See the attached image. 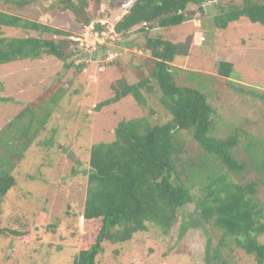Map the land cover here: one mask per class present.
Listing matches in <instances>:
<instances>
[{
  "label": "trees",
  "instance_id": "16d2710c",
  "mask_svg": "<svg viewBox=\"0 0 264 264\" xmlns=\"http://www.w3.org/2000/svg\"><path fill=\"white\" fill-rule=\"evenodd\" d=\"M57 1L73 13L80 25L92 23L88 0ZM214 1L135 0L113 24L112 33L122 36L125 45H133L148 55L137 67L144 66L148 74H139L134 83L123 77L114 79L109 84L110 96L93 109L99 111L126 97L145 106V94L157 89L158 101L169 119L163 123H152L145 116L121 119L113 129L112 140L88 148L87 167L82 170L86 180L81 212L88 231L76 243L73 264H96L103 244L125 243L149 226L167 233L179 210L189 203H194L198 216L181 225L180 233L191 225H200L219 234L213 248L206 246L208 264H228L221 256L222 248L229 252L241 249L255 264H264V243L259 240L264 235V141L252 139L239 125L218 128L216 109L205 93L204 74L186 70L184 79L191 83L177 82V67L172 62L188 55L190 38L172 42L157 30L150 33L154 27L164 32L193 20L197 11L203 15V6ZM218 7L212 17L201 19L203 27L224 29L240 18L264 26V1L241 0L236 5ZM3 26L28 32L7 37L2 33ZM136 26L143 31V41H126ZM102 27L96 22L93 28L100 32ZM45 33L59 37H45ZM74 44L67 31L0 10V65L45 54L61 60L65 69L81 70L84 66L76 64L74 57L95 60L105 56L103 44L87 54L75 50ZM232 67L231 62L220 60L217 74L228 78ZM194 75L201 80L193 79ZM59 84L44 89L0 130V201L15 185V163L36 141L63 96ZM228 84L234 91L244 88L231 81ZM246 92L264 101V92L255 88ZM55 131L52 128L43 144L50 146L51 138L56 140ZM241 137L247 141L244 157L236 148ZM252 171L253 176H249ZM0 234L21 239L28 231L7 226L5 221L0 224Z\"/></svg>",
  "mask_w": 264,
  "mask_h": 264
},
{
  "label": "rangeland",
  "instance_id": "374dc122",
  "mask_svg": "<svg viewBox=\"0 0 264 264\" xmlns=\"http://www.w3.org/2000/svg\"><path fill=\"white\" fill-rule=\"evenodd\" d=\"M117 1L88 0L87 12L92 23L84 27L57 0H0L2 11L69 32L75 42L73 47L81 54L97 50L98 44H103L105 50V56L95 60L89 56L74 57L76 64L84 66L81 70L65 69L61 60L45 54L0 65V98H5L0 100V130L44 89L59 82L63 90L36 141L15 163L12 170L15 185L0 201V224L7 221V226L28 231L21 239L0 234V264H73L78 251L76 243L88 231L81 219L86 180L82 170L87 167L88 148L112 140L113 129L121 119L145 116L152 123L169 119L158 101L157 89L145 94V106H138L126 97L99 111L93 109L97 102L110 96L109 84L114 79L123 77L134 83L139 74H148L144 66L137 69L148 55L133 45H125L122 36L112 33L113 24L125 12ZM240 1L215 0L203 6V15L197 11L193 20L164 32L157 27L149 31L157 30L172 42L190 38L188 55L176 57L172 62L177 67V82L188 81L184 79L186 70L204 74L205 93L216 109L218 128L239 125L252 139L264 141V101L246 92L249 88L264 92V26L246 18L230 22L224 29L205 28L201 24V19L219 11L218 6L226 8ZM96 22L103 26L100 32L93 28ZM1 30L7 37L28 32L4 26ZM43 36L59 37L49 33ZM125 40L140 43L143 31L136 26ZM220 60L232 63L230 77L217 74ZM229 81L244 88L234 91ZM54 127L56 140L51 138L53 143L46 146L43 142ZM185 137L191 141L187 133ZM246 143L241 137L236 146L241 157L247 154ZM197 216L194 203H189L179 210L167 233L149 226L125 243H105L96 264H208L206 246L216 245L218 232L207 226L191 225L180 233L181 225ZM259 240L264 243V235ZM221 256L228 264H255L251 256L238 248L231 252L222 248Z\"/></svg>",
  "mask_w": 264,
  "mask_h": 264
},
{
  "label": "water",
  "instance_id": "95a60500",
  "mask_svg": "<svg viewBox=\"0 0 264 264\" xmlns=\"http://www.w3.org/2000/svg\"><path fill=\"white\" fill-rule=\"evenodd\" d=\"M134 0H118L117 3L122 6L125 9V12L128 11V9L131 7L133 4Z\"/></svg>",
  "mask_w": 264,
  "mask_h": 264
},
{
  "label": "clouds",
  "instance_id": "9594fccd",
  "mask_svg": "<svg viewBox=\"0 0 264 264\" xmlns=\"http://www.w3.org/2000/svg\"><path fill=\"white\" fill-rule=\"evenodd\" d=\"M135 1V0H134Z\"/></svg>",
  "mask_w": 264,
  "mask_h": 264
}]
</instances>
